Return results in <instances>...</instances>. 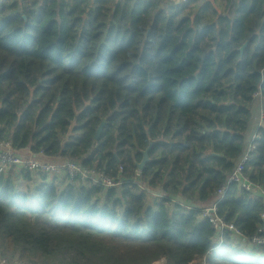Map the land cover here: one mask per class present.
Instances as JSON below:
<instances>
[{"label": "trees", "instance_id": "obj_1", "mask_svg": "<svg viewBox=\"0 0 264 264\" xmlns=\"http://www.w3.org/2000/svg\"><path fill=\"white\" fill-rule=\"evenodd\" d=\"M258 91L264 0H0V143L116 182L22 191L29 171L0 172V262L264 264L230 231L210 253L203 217L228 184L217 213L246 237L261 224V198L228 183ZM252 143L244 173L264 187V124Z\"/></svg>", "mask_w": 264, "mask_h": 264}, {"label": "built area", "instance_id": "obj_2", "mask_svg": "<svg viewBox=\"0 0 264 264\" xmlns=\"http://www.w3.org/2000/svg\"><path fill=\"white\" fill-rule=\"evenodd\" d=\"M262 110L264 111V109ZM254 149L255 145L251 140L246 153L243 155L235 170L230 175L228 183L237 182L241 188L249 192H256V194L261 198V224L252 236L246 237L245 234L234 224V222H229L226 220V216L219 215L216 210V205L224 196L226 189L228 188V184L220 186L217 190L218 197L216 202H214L212 206L203 209V217L209 219V221L214 226L217 235L215 237V246L210 250V253H212L214 250H217L221 246L226 231H230L232 233L236 245L244 250L245 247L243 248V242H247L259 250L264 248V187L253 182L249 176L244 173L246 162L249 159V154L252 153ZM40 155H43L42 151L36 153L35 156L21 155L18 150L12 148L10 142H1L0 172L6 173L15 167L19 170H26L30 173L37 174H65L68 176V179L79 178L83 181H93L95 183H100L106 187H113L116 185V182L103 171H98L94 168H88L82 165L80 162L72 161L70 159L61 160L59 161L60 163L48 162L39 158ZM0 264L3 263L0 262ZM202 264H206L205 259H203Z\"/></svg>", "mask_w": 264, "mask_h": 264}, {"label": "rangeland", "instance_id": "obj_3", "mask_svg": "<svg viewBox=\"0 0 264 264\" xmlns=\"http://www.w3.org/2000/svg\"><path fill=\"white\" fill-rule=\"evenodd\" d=\"M257 93V92H256ZM255 93V101L252 105V118H251V123L250 126L251 128L250 131L252 132V137L251 140H254V137L258 133V128L264 124V99L261 97L260 91L258 93ZM30 150L29 153L32 152L30 148H27ZM21 154V153H20ZM36 153L32 152L29 155L35 156ZM22 155V154H21ZM26 156V155H25ZM39 158L48 161V162H55V163H60L59 161L62 160L60 158H57L56 161L55 159H51L49 157H46L44 155H40ZM24 173H29L25 172ZM31 180H26L23 178L22 173L20 174L19 178V188L22 191H26L28 189H31L35 186H37L41 182H53L54 185L56 186V189L58 191H61L65 185L68 182V176L65 174H59V175H53V174H37V173H30Z\"/></svg>", "mask_w": 264, "mask_h": 264}, {"label": "water", "instance_id": "obj_4", "mask_svg": "<svg viewBox=\"0 0 264 264\" xmlns=\"http://www.w3.org/2000/svg\"><path fill=\"white\" fill-rule=\"evenodd\" d=\"M246 45H247V42H245V43L241 46L240 50L243 51L244 48L246 47ZM105 122H106V120L103 119L102 122H101V124L99 125V127H98V129H97V132H96V134H95V139H99V138H100V135H101V132H102V130H103V127H104ZM148 150H149V149H147V150L144 151V153H143L144 155H143V158H142L141 162L137 163V167H138V169H140V170H142V169L144 168V166L146 165V163H147L148 160H149V157H148Z\"/></svg>", "mask_w": 264, "mask_h": 264}, {"label": "crops", "instance_id": "obj_5", "mask_svg": "<svg viewBox=\"0 0 264 264\" xmlns=\"http://www.w3.org/2000/svg\"><path fill=\"white\" fill-rule=\"evenodd\" d=\"M177 1H180V0H177ZM251 140V139H250ZM19 152L22 154V155H29V154H31V153H29L30 152V150L29 149H27V148H25V149H21V150H19ZM54 161H56V160H54ZM245 241V240H244ZM242 245V244H241ZM245 247V251L246 252H248L249 250H251L252 248H253V246L252 245H250V244H248L247 242H243V248ZM250 252V251H249ZM11 264H18L17 262H13V263H11Z\"/></svg>", "mask_w": 264, "mask_h": 264}]
</instances>
